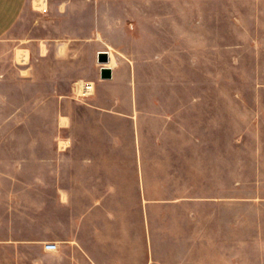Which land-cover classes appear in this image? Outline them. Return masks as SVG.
<instances>
[{
  "label": "rangeland",
  "instance_id": "obj_1",
  "mask_svg": "<svg viewBox=\"0 0 264 264\" xmlns=\"http://www.w3.org/2000/svg\"><path fill=\"white\" fill-rule=\"evenodd\" d=\"M67 1L29 0L0 40V264H264V0H73V21ZM39 43L51 53L31 54ZM99 47L138 61L135 103L102 122L71 98ZM56 91L73 129L119 136L131 166L129 201L90 217L88 257L44 251L72 215L48 202L65 172L36 160L58 162Z\"/></svg>",
  "mask_w": 264,
  "mask_h": 264
},
{
  "label": "crops",
  "instance_id": "obj_2",
  "mask_svg": "<svg viewBox=\"0 0 264 264\" xmlns=\"http://www.w3.org/2000/svg\"><path fill=\"white\" fill-rule=\"evenodd\" d=\"M29 0H0V40L10 32V30L18 23L23 16ZM81 2L88 3V0H80ZM122 0L116 2L119 6ZM125 1V0H123ZM73 0H68L64 3L61 11H64L63 18L65 20L73 21L76 18V11L72 8ZM99 4V0H98ZM139 3H136V5ZM141 4V3H140ZM164 9H168V1L164 4ZM126 8V7H125ZM162 8V6H161ZM98 9V8H97ZM127 9V8H126ZM134 9H138L135 6ZM98 39V38H97ZM66 43V42H65ZM65 43H53V54L60 59H68L71 57V52L66 50ZM50 45V43H49ZM48 48V47H46ZM42 44L38 45V52L34 49L30 51L31 54H39V56H46L51 53L50 48L42 51ZM101 50L110 49H97V54ZM97 54L95 62L97 61ZM115 63L111 66L113 69V76L109 79H102L100 76V69L103 66L98 64L92 79L84 80L85 82H93L94 90L91 94L84 95L79 90V82L73 89L71 98L77 100L84 107L93 111H98L103 115L96 120L98 122L104 121L102 118L119 117L120 110L114 109L115 107H127L131 105V100L135 103L136 86L138 78L136 77L137 57L133 53L129 54H114ZM26 54L22 55V60L26 62ZM111 62V61H110ZM34 67V65H33ZM82 80V79H81ZM119 86L121 91L120 95H115V91ZM58 102V114L55 121L59 126V131L50 136L54 140L55 154L58 162L54 164L52 161L54 157H40L36 160L49 162V169L55 171H64V179L57 180L55 183V193L49 195L48 202L58 203L60 206L65 207L72 214L70 218L63 221L57 220L59 223H64L67 235L64 239L55 241L57 244L56 250L44 251L53 255L59 250L61 246L69 250H81L87 257L89 256L88 250L90 249V242H88L85 234V228L89 225L90 217L94 210L101 204L114 203L121 201H129L123 199L126 197L123 186H126L127 181L120 174L123 170H130V162H122L121 148L119 147V136L115 134L98 133V132H85L73 129L74 121L76 120L71 111H63V107L68 104L70 95H66L56 91ZM105 114V115H104ZM98 119V118H96ZM78 122V120H76ZM83 121V119H81ZM110 135V136H107ZM35 138H37L35 136ZM102 140V141H101ZM127 155L133 156L132 169L136 170V150L133 149L132 153L129 151ZM53 166V167H52ZM39 169V168H38ZM50 185V184H49ZM52 185V184H51ZM92 204L91 207L86 205L80 213L76 211L74 204ZM109 222L113 221V216L108 217ZM56 223V221H55ZM57 225V224H55ZM92 244V243H91ZM95 243H93L94 245ZM62 249V248H61ZM89 257L85 258L86 263L89 264ZM95 263L94 259H91ZM79 263V262H78ZM80 264H82L80 262Z\"/></svg>",
  "mask_w": 264,
  "mask_h": 264
},
{
  "label": "water",
  "instance_id": "obj_3",
  "mask_svg": "<svg viewBox=\"0 0 264 264\" xmlns=\"http://www.w3.org/2000/svg\"><path fill=\"white\" fill-rule=\"evenodd\" d=\"M97 61L103 66L100 69V76L102 79H109L113 76V69L111 66H107L111 61L110 52L107 50H101L97 54Z\"/></svg>",
  "mask_w": 264,
  "mask_h": 264
},
{
  "label": "bare ground",
  "instance_id": "obj_4",
  "mask_svg": "<svg viewBox=\"0 0 264 264\" xmlns=\"http://www.w3.org/2000/svg\"><path fill=\"white\" fill-rule=\"evenodd\" d=\"M110 56H111V62H110L109 65H113L115 63V59H114V56H113L112 53H110ZM91 83H92L91 88L88 89V91H86V89H84L85 85H86L85 81L84 80H80V82H79V90H80V92L81 93L82 92H88L89 94H91L93 92V90H94V83L93 82H91Z\"/></svg>",
  "mask_w": 264,
  "mask_h": 264
},
{
  "label": "built area",
  "instance_id": "obj_5",
  "mask_svg": "<svg viewBox=\"0 0 264 264\" xmlns=\"http://www.w3.org/2000/svg\"><path fill=\"white\" fill-rule=\"evenodd\" d=\"M85 83H86V85H85V88L84 89H86V91H88V89L91 88L92 83L91 82H85ZM82 94L87 95L89 93L88 92H82ZM45 249L46 250H56L57 249V244L56 243L49 242V243H47L45 245Z\"/></svg>",
  "mask_w": 264,
  "mask_h": 264
}]
</instances>
